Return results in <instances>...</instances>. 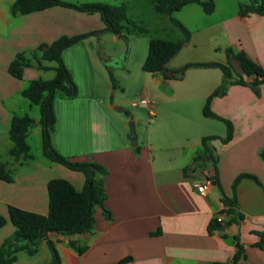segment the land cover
<instances>
[{"label": "crops", "instance_id": "0c3cea01", "mask_svg": "<svg viewBox=\"0 0 264 264\" xmlns=\"http://www.w3.org/2000/svg\"><path fill=\"white\" fill-rule=\"evenodd\" d=\"M15 1L0 0V162L9 160L7 153L12 144L8 129L13 116L27 115L34 121L26 143L31 134L39 135L36 149H40L41 156L31 154L28 145L32 159L14 168L11 183L0 181V215L5 218L9 206L45 215L47 183L51 179L66 180L77 192L84 185L81 173L43 157L39 108L22 96L30 81L52 79L55 63H42L49 70L25 68L22 78L16 80L8 74L10 62L17 53L51 44L60 36L104 29L99 14L62 7L12 16L10 7ZM213 3L214 11L204 15L215 20L203 27L192 25L194 31L189 29V42L169 60L167 68L176 70L183 66L172 61L186 49L196 58L188 62L226 64L224 50L231 48L244 52L264 73V16L244 18L238 10L230 16L215 18L212 15L218 12ZM196 6L200 7L189 4L183 8L193 12L198 11ZM108 34L112 42L120 38ZM207 34L218 38L217 45L211 44ZM181 38L176 36L171 42ZM94 39L95 36L87 37L62 52L63 63L77 86V96L68 99L56 92L51 143L66 158L105 168L103 207L110 219L95 207L91 232L70 236L48 234L34 255L19 252L11 264L50 263L48 241L60 264H229L236 251V239L243 247V264H264V251L255 246L258 240L255 233L264 231V84L257 87L256 93L248 86L231 85L223 96L211 100V112L229 120L233 134L227 144L218 140L210 143L217 157L219 187L213 184L205 194H199L192 184L214 175L212 163L206 162L194 172L183 169L200 150L203 137L226 135L223 123L202 115L207 97L222 81V72L217 68H190L181 79H163L159 74L147 73L149 89L143 88L142 95L146 93L152 102L153 116H148L147 135L136 133V139L131 141L128 116L113 114L124 110L119 107L120 101L107 102V95L116 88L111 86V70L101 64V57L93 51ZM103 77L109 80L110 88L105 83L103 88L99 85ZM242 77L246 83L255 80L253 76ZM130 122L136 125V118ZM240 175L252 176L257 182L242 178L233 190L232 184ZM225 198L235 201L234 214L241 219L231 222L226 215L224 225L216 224L215 217ZM14 230L9 222L0 229V245ZM70 243L83 247L84 251L78 254Z\"/></svg>", "mask_w": 264, "mask_h": 264}, {"label": "trees", "instance_id": "16d2710c", "mask_svg": "<svg viewBox=\"0 0 264 264\" xmlns=\"http://www.w3.org/2000/svg\"><path fill=\"white\" fill-rule=\"evenodd\" d=\"M196 4L201 7L206 15L214 11L212 0H156L155 11L160 15L171 16L173 12L179 11L186 5ZM52 7H62L72 9L85 14H99L104 24V29L97 32L77 34L72 36H60L51 44H40L33 51H23L15 55L8 66V74L20 80L25 68L37 67L39 70H49L43 62H54V77L50 80L35 79L30 81L28 86L22 91V96L30 104L39 108L41 128V150L43 157L54 164H58L68 170L81 173L84 176V185L81 191L77 192L73 186L63 179H51L47 183V213L41 215L34 212L25 211L14 206L7 209V217L0 215V229L9 222L14 227L11 237L5 239L0 245V264H11L15 261L16 254L25 252L28 255H34L40 244V241L47 238L48 234L55 233L63 236L87 234L92 231L94 225V208L99 207L104 217L109 220V212L103 207L106 194L103 186L102 177L107 173L105 168L93 162L73 161L60 155L51 143V134L55 126V113L53 101L56 92H61L66 98L73 99L77 96V86L74 83L71 74L67 70L62 60V52L77 44L78 42L90 36H98L101 33H111L121 37L129 29H135L136 24L128 19L126 7L124 5L113 6L103 3H69L61 0H16L10 7L12 16H22L29 13L42 11ZM239 15L249 17L250 15L264 16V0H249L247 5H240ZM170 22L181 34L182 38L176 42L165 41L161 39H150L148 42V53L144 59L141 70L144 73L159 74L163 79H181L184 73L190 68H217L222 72V81L217 88L207 97L202 109V115L205 118L213 119L224 124L226 135L224 138L215 136L203 137L200 142V150L195 154L191 164L183 169V172H194L201 170L204 163H212L215 173L207 179L219 187L217 176V157L210 143L218 140L222 144H227L232 139V123L213 112L209 106L214 97H221L225 94L228 86L241 85L248 86L255 93L259 85L264 84V73L262 68L254 61L249 59L242 51L234 52L231 48H226L227 63L217 62L206 63H187L176 70L167 68V63L171 60L190 39L189 31L178 21L170 17ZM230 61H235L240 68V73L233 77L230 69ZM106 62V60H104ZM110 72V71H109ZM111 86L116 88V81L109 73ZM242 76L255 77V80L246 83ZM35 126L34 121L25 116H13L10 120L8 137L11 142L8 161L0 162V181L11 183L13 181L12 173L16 166L22 162L32 159L29 153V147L26 143V137ZM135 152L138 149L135 148ZM242 178H250L255 182L257 180L249 175L238 176L233 184L234 190L238 181ZM223 205L227 207L226 215L229 221L235 222L241 219V216H235V201L223 199ZM236 217V218H235ZM216 223V221H215ZM217 224V223H216ZM210 225L209 229H212ZM258 237L255 246L264 251V231L255 233ZM51 252V261L48 264H60L58 254L51 242H47ZM70 246L78 253L84 251L83 247L70 243ZM245 256L243 247L236 239V251L229 264H243Z\"/></svg>", "mask_w": 264, "mask_h": 264}, {"label": "rangeland", "instance_id": "374dc122", "mask_svg": "<svg viewBox=\"0 0 264 264\" xmlns=\"http://www.w3.org/2000/svg\"><path fill=\"white\" fill-rule=\"evenodd\" d=\"M73 3H103L113 6L124 5L126 7L127 17L136 24L135 29H129L127 33L124 32L123 37L128 42V54L126 60L123 63H119L114 67H107L111 70L113 77L116 81V89L112 93L107 95V102L113 104L120 101L119 107L124 109L123 111H117L113 113L121 118H126L129 122L136 118L135 134H140L142 137L147 135V127L149 123V118L146 109L138 105V99L141 98L144 89H149L147 83L150 79V75L144 73L141 70L144 57L148 53V42L150 39L155 37H161L165 41H171L176 39V36H182V34L173 27L170 22V17L179 23H181L188 31L191 29L194 31L192 25H197L203 27L204 24L210 20L208 16L199 9L200 7H194L198 11H189L186 8L181 9V11L173 12L171 16L160 15L155 11L156 0H68ZM217 7V12L212 16L215 18L227 17L234 13H237L240 5H247L248 0H213ZM200 10V11H199ZM190 33V32H189ZM208 39L212 45H217L215 42L218 38H214L208 35ZM98 37V38H97ZM110 35L106 32L95 36V43L93 44V51L95 54L99 55L102 59V65H104V60H109L113 62L115 58L121 57L124 50V42L120 39L115 43L110 39ZM203 39V38H202ZM206 37L204 38V40ZM223 39V38H221ZM206 41V40H205ZM223 42V41H222ZM121 51L120 56L114 57L113 54ZM204 57V56H203ZM194 58L193 54L186 51H182L175 59L172 61L173 64H187ZM224 59V58H223ZM171 63V64H172ZM230 69L233 73V77L240 73V68L235 61H230ZM109 66V65H108ZM182 67V66H181ZM178 69V68H176ZM45 76L53 77V74H44ZM103 83L110 88V82L106 78H100L99 85L103 88ZM177 84V83H176ZM104 85V87H105ZM161 87H163L161 85ZM154 93V90H152ZM151 92V93H152ZM39 135L31 134L28 139V145L30 147V152L35 157H40V149H36V139Z\"/></svg>", "mask_w": 264, "mask_h": 264}, {"label": "built area", "instance_id": "2783aa9c", "mask_svg": "<svg viewBox=\"0 0 264 264\" xmlns=\"http://www.w3.org/2000/svg\"><path fill=\"white\" fill-rule=\"evenodd\" d=\"M138 105H141L146 109L149 118L153 116V104L150 101V99L148 98L146 93H144L141 96V98L138 99ZM212 185H213L212 181H210L208 179H206L203 182H194L192 184L193 189L199 194H205ZM226 209H227V207L222 204L221 205V211L215 217V221L217 224H220V225L225 224V222H226V212H225Z\"/></svg>", "mask_w": 264, "mask_h": 264}, {"label": "water", "instance_id": "95a60500", "mask_svg": "<svg viewBox=\"0 0 264 264\" xmlns=\"http://www.w3.org/2000/svg\"><path fill=\"white\" fill-rule=\"evenodd\" d=\"M119 39L124 42L123 54L121 57L115 58L116 60H114L113 62H110V63H109V61L105 62V65L109 68L114 67L119 63H123L126 60L129 45H128V42L125 39V37L121 36ZM129 138L131 141H134L136 139L133 122H129Z\"/></svg>", "mask_w": 264, "mask_h": 264}]
</instances>
